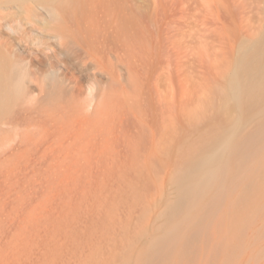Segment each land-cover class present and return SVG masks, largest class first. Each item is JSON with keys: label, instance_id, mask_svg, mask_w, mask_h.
Instances as JSON below:
<instances>
[{"label": "rangeland", "instance_id": "1", "mask_svg": "<svg viewBox=\"0 0 264 264\" xmlns=\"http://www.w3.org/2000/svg\"><path fill=\"white\" fill-rule=\"evenodd\" d=\"M263 30L264 0H0L18 83L0 109V264H145L182 155L233 118L223 92ZM256 183L241 247L218 213L171 264H264Z\"/></svg>", "mask_w": 264, "mask_h": 264}, {"label": "bare ground", "instance_id": "2", "mask_svg": "<svg viewBox=\"0 0 264 264\" xmlns=\"http://www.w3.org/2000/svg\"><path fill=\"white\" fill-rule=\"evenodd\" d=\"M14 80L0 58V109L18 90V83ZM223 95L229 102L225 106L226 112L233 113V118L219 127H212L203 136L204 140L195 143L182 155V164L180 166V161L176 169L178 199L170 204L166 212L169 225L157 232L146 248L143 254L145 264H171V257L176 253L187 256L193 241L218 213L220 221L224 222L228 216L233 218V223H230L233 224V237L228 238V234H224L225 239L222 238L227 244L232 243V250L238 248L239 234L249 213L245 214V208L253 206L248 203H254L260 192L257 178L264 179V30L260 39L241 49L237 66ZM257 116L263 117V120L255 125L257 127L251 133L246 131L248 134H243L245 124L252 118L256 120ZM260 197L263 198V195ZM230 205L241 206L242 212L230 213L226 209ZM179 215L182 217L176 220ZM190 225L192 232L187 234L186 229V234L183 233L184 228Z\"/></svg>", "mask_w": 264, "mask_h": 264}]
</instances>
